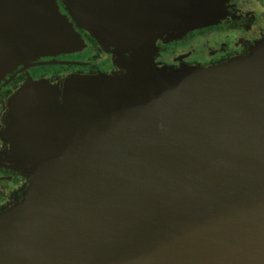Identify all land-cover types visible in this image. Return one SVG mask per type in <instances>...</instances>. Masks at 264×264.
<instances>
[{
    "label": "water",
    "instance_id": "water-1",
    "mask_svg": "<svg viewBox=\"0 0 264 264\" xmlns=\"http://www.w3.org/2000/svg\"><path fill=\"white\" fill-rule=\"evenodd\" d=\"M192 2L61 1L90 38L124 52L201 26ZM44 7L0 0V73L72 43L71 25L62 31ZM69 85L77 121L58 135L39 88L13 102L32 181L0 215V264H264V46L220 66L162 74L148 61L118 80ZM31 90L34 110L23 105Z\"/></svg>",
    "mask_w": 264,
    "mask_h": 264
},
{
    "label": "flooded vegetation",
    "instance_id": "flooded-vegetation-1",
    "mask_svg": "<svg viewBox=\"0 0 264 264\" xmlns=\"http://www.w3.org/2000/svg\"><path fill=\"white\" fill-rule=\"evenodd\" d=\"M224 4L226 15L215 23L167 43H163L164 37L155 41L154 70L166 73L183 68H208L246 57L264 39V0H224ZM57 6L65 15L61 2ZM66 19L84 43L83 49L28 60L0 78V215L22 202L32 181L29 164L18 153L13 138L20 123L19 116L12 112L16 97L26 88L36 93L39 88L42 108L58 135V131L66 132L69 124L77 121L68 104L72 77L95 79L103 74L110 80H118L127 75L129 63L123 59L125 54L100 46L70 18Z\"/></svg>",
    "mask_w": 264,
    "mask_h": 264
},
{
    "label": "rangeland",
    "instance_id": "rangeland-1",
    "mask_svg": "<svg viewBox=\"0 0 264 264\" xmlns=\"http://www.w3.org/2000/svg\"><path fill=\"white\" fill-rule=\"evenodd\" d=\"M37 3H41L43 5H45L44 7V11L47 10L53 14L54 18H56V22L58 23L59 20H62L63 23L61 25L62 27V31H67L69 30V22L66 18L67 17V13L64 15L59 11V8L57 6V2H61L62 0H35ZM62 4V3H61ZM63 5V4H62ZM201 9V11H200ZM192 15L193 18L198 17L199 15H201L199 18L202 19V23L201 26L198 27H190L187 29V27H184L178 31L175 32H166V33H162L160 34L158 37H156L154 40H152L151 42H148L146 45L143 46V48L141 50L135 51V52H124V51H120L115 49L114 47L110 46L106 41H100L99 45H104V47L108 46L110 47L112 50L115 49V51L119 52L120 54H125L124 55V60L129 63L128 65H126V72L127 75H131L132 72H134L136 74V72H144L147 67H148V61H150V63L153 62L154 57L157 53V47L155 45V41L157 40H162L161 38L164 37V42L163 43H167V41H173L176 40L178 38L183 37L186 33L195 30L197 28H202L208 25H211L212 23H215V21L218 18H223L226 15V7L224 4V0H193L192 2ZM56 13V15H55ZM201 13V14H200ZM59 18H58V17ZM67 36V38H69L70 40H72V43H68L66 47H61V46H55V47H51L49 49H46L45 54L43 55H39L36 57H27L25 58L23 61H21V63H27L28 60H34V59H38V58H45V57H49L52 55L58 54V52H63L64 50H68L69 53L71 52H77L80 51L81 49H83L84 47V43H82V41H78V35L74 34L72 35V32L70 33L69 31L65 33ZM72 37V38H71ZM258 46H264V39L259 41L258 43L255 44V46L253 48H256ZM252 48V49H253ZM250 49V51L252 50ZM156 52V53H155ZM128 54V55H127ZM141 58V61H137L135 59ZM13 61V60H12ZM11 61V62H12ZM10 62V63H11ZM73 64V63H72ZM11 64H9V62L7 63V65L5 66L6 69L0 73L2 74L0 76V78L3 77V75H5L8 71H10L11 69L13 70L15 67H17L19 64L15 65V66H9ZM142 73H140L141 75ZM97 77H105V75L103 74H99L97 75Z\"/></svg>",
    "mask_w": 264,
    "mask_h": 264
},
{
    "label": "bare ground",
    "instance_id": "bare-ground-1",
    "mask_svg": "<svg viewBox=\"0 0 264 264\" xmlns=\"http://www.w3.org/2000/svg\"><path fill=\"white\" fill-rule=\"evenodd\" d=\"M232 67L233 68L230 67L229 69H223V70H221L219 72H214V73H210V74L208 73L204 77H197V78L189 77L188 78V82H190V83L195 82V81L198 82V81H202V80H206V79H211V78H214V77L223 76V75H226L228 73L234 72L235 70L243 68V66H241V65H235V66H232ZM168 90L175 91L176 88H175L174 85L170 84ZM30 93L31 94L28 95L29 97L27 98V100L23 101V105H25V108L28 109V110H31V109L34 110L32 108V105L34 104V101H35L34 100L35 95L32 93V90L30 91ZM152 104H154V103L148 104V105H146V107H148L149 105L152 106ZM34 175H35V182H34V187L33 188H36L39 185L40 181L42 180L43 175L40 172H35Z\"/></svg>",
    "mask_w": 264,
    "mask_h": 264
},
{
    "label": "trees",
    "instance_id": "trees-1",
    "mask_svg": "<svg viewBox=\"0 0 264 264\" xmlns=\"http://www.w3.org/2000/svg\"><path fill=\"white\" fill-rule=\"evenodd\" d=\"M249 55V54H248ZM248 55L246 56V57H248ZM242 58H245V57H242ZM181 70V69H180ZM178 71V70H177ZM162 74H166V73H168V72H166V73H164V72H161Z\"/></svg>",
    "mask_w": 264,
    "mask_h": 264
}]
</instances>
